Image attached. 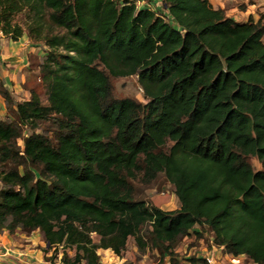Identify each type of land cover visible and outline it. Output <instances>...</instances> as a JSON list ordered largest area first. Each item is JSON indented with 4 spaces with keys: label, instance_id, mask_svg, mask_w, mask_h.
Returning <instances> with one entry per match:
<instances>
[{
    "label": "trees",
    "instance_id": "1",
    "mask_svg": "<svg viewBox=\"0 0 264 264\" xmlns=\"http://www.w3.org/2000/svg\"><path fill=\"white\" fill-rule=\"evenodd\" d=\"M161 1L165 12L129 0H0V31L18 40L15 16L28 9L29 34L47 47L46 102L29 80L28 100L1 90L0 233L39 230L50 259L61 250L63 264H102L100 249L122 255L130 237L166 257L208 228L226 253L264 264V170L250 161L264 165V23L211 0ZM132 75L145 103L114 93L112 78ZM139 172L147 182L164 173L180 207L137 199Z\"/></svg>",
    "mask_w": 264,
    "mask_h": 264
},
{
    "label": "rangeland",
    "instance_id": "2",
    "mask_svg": "<svg viewBox=\"0 0 264 264\" xmlns=\"http://www.w3.org/2000/svg\"><path fill=\"white\" fill-rule=\"evenodd\" d=\"M211 2L215 8H223L228 16H232L238 21H246L253 17L256 20L261 19L264 23V0H255L253 2H250V0H211ZM14 22L19 23L24 27L26 38L29 39L31 43L35 44V51H39V56L34 55L35 53L31 56L30 69L26 70V80H29V88H34L41 95L43 102H46V95L44 94V89L40 83L41 73L38 69V64L41 61V57L46 55L47 47L42 41L33 40L29 34L28 27L35 22L34 12L25 9L15 16ZM51 27L52 26L49 25V28ZM52 29L55 32L59 31V28L57 27H52ZM112 84L114 93L118 98L131 97L144 103L147 101L137 75L112 78ZM2 117L7 119L9 114L6 116L0 115V118ZM50 135H52V133H50ZM19 143L22 145V140H20ZM171 144L172 142H169L167 146H170ZM167 146L164 150L169 148ZM250 161L256 170H264V165L256 157H252ZM133 183L136 187L137 199H144L149 204L158 206L164 210H175L180 207L179 199L175 194V187L173 183L167 179L164 173H160L153 181L147 182L145 181L143 172H139L137 177L133 179ZM150 229L151 227L149 225H145L141 232L147 233ZM198 235L199 234L194 232L193 234L182 237L174 250V254L166 255V257L162 256L160 250L153 247L148 248L146 251L149 252V259L152 261L149 262V264H167L169 260L171 261V264H184L185 261H191V264H209L207 259L202 256L208 255L207 252L212 249L219 250L221 248L214 243L213 233L208 228L203 230V236L200 237ZM95 238L98 239V236H95ZM135 242L136 240L134 237L128 239L129 250L131 249V246L135 245ZM221 252L224 254L223 248ZM98 253L102 260L104 254L102 255L101 252ZM69 255L73 256L74 251L69 250ZM61 257L62 254L60 250L58 257L51 260H49L50 258L48 257L46 258V261H49L50 264H62L59 262ZM198 257H200V260ZM247 263H253V261L247 257L243 259L241 263L236 264Z\"/></svg>",
    "mask_w": 264,
    "mask_h": 264
},
{
    "label": "crops",
    "instance_id": "3",
    "mask_svg": "<svg viewBox=\"0 0 264 264\" xmlns=\"http://www.w3.org/2000/svg\"><path fill=\"white\" fill-rule=\"evenodd\" d=\"M34 48L35 44L26 38V33L18 40H14L0 31V115L6 116L8 115L6 113H9L6 100L1 93L2 89L7 90L16 102L30 98V92L24 84L27 81L26 70L30 69L31 56L34 53L39 56V51H35ZM0 119H5V117ZM195 229L199 230V227ZM130 248L129 250L127 245L122 255H117L110 249H100L98 252L104 254L102 264H149L152 262L149 259V252L140 251L136 242ZM220 248L219 250L212 249L207 254L213 257L215 264H233L232 259L235 256L225 251L223 254L222 247ZM52 254L53 251L48 250L44 233L39 230L30 233L20 230L10 233L5 230L0 233V264H50L46 258ZM202 257L206 259V255ZM238 257L241 261L247 258L246 255ZM198 259L200 260V257ZM191 263V261H185L184 264ZM167 264H171V261L169 260Z\"/></svg>",
    "mask_w": 264,
    "mask_h": 264
},
{
    "label": "built area",
    "instance_id": "4",
    "mask_svg": "<svg viewBox=\"0 0 264 264\" xmlns=\"http://www.w3.org/2000/svg\"><path fill=\"white\" fill-rule=\"evenodd\" d=\"M129 1L135 3L138 7H143V6L147 5L150 8H153V9L163 10L162 9L163 5H162V1L161 0L155 1V4H154V2H150L151 0H129ZM163 12H165V11L163 10ZM206 259H207L209 264H214V259H213L212 256L206 255ZM232 262L235 263V264L236 263H241V259L239 257H234L232 259Z\"/></svg>",
    "mask_w": 264,
    "mask_h": 264
},
{
    "label": "water",
    "instance_id": "5",
    "mask_svg": "<svg viewBox=\"0 0 264 264\" xmlns=\"http://www.w3.org/2000/svg\"><path fill=\"white\" fill-rule=\"evenodd\" d=\"M47 246H48V247L50 246V243H49V242L47 243Z\"/></svg>",
    "mask_w": 264,
    "mask_h": 264
}]
</instances>
